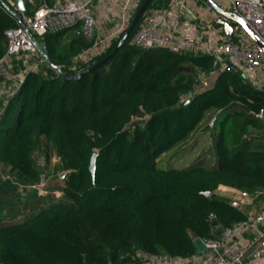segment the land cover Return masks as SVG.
I'll list each match as a JSON object with an SVG mask.
<instances>
[{
	"label": "trees",
	"instance_id": "trees-1",
	"mask_svg": "<svg viewBox=\"0 0 264 264\" xmlns=\"http://www.w3.org/2000/svg\"><path fill=\"white\" fill-rule=\"evenodd\" d=\"M34 6L27 3L28 14ZM152 6H163L162 0ZM141 20L100 68L72 81L45 62L4 108L0 163L18 185L40 181L36 152L49 146L66 172L60 197L28 188L37 197L19 207L13 205L21 198L19 186L0 183V264H126L137 250L189 257L197 250L193 237L219 239L247 218L217 195L221 187L264 189V119L253 114L264 111V89L241 72H219L211 56L132 44ZM17 26L0 10V58L5 32ZM67 32L38 42L54 65L76 75L70 66L90 43ZM211 113L212 156L206 152L181 169L163 167L162 156L195 136Z\"/></svg>",
	"mask_w": 264,
	"mask_h": 264
},
{
	"label": "built area",
	"instance_id": "built-area-1",
	"mask_svg": "<svg viewBox=\"0 0 264 264\" xmlns=\"http://www.w3.org/2000/svg\"><path fill=\"white\" fill-rule=\"evenodd\" d=\"M29 1L35 6L31 13L24 14L18 0H0V10L18 24L5 32L6 51L0 58V105H4L0 109V122L4 108L19 93L27 76L45 63L36 46L39 38L80 30L90 46L79 53L70 66L71 72L78 74L122 38L144 0H110L111 8L105 14L100 13L104 5L102 0L99 3L98 0H56L52 4L39 0L37 5L35 0ZM193 1L167 0L166 3L169 10L185 15L190 12L189 4ZM213 1L241 18L264 44V0ZM152 4L153 1L150 6ZM148 10L132 37V44L144 49L163 48L211 56L219 72H241L249 83L264 89V49L240 25L234 28L235 37L228 36L222 43L203 40L207 36L204 32L200 40H194L189 38L187 30H179L178 22L162 18L164 11ZM14 13L22 16V24ZM199 78L204 79L205 75L200 74ZM253 114L257 119H264V111ZM53 159L57 163L63 160L57 154ZM0 181L18 185L1 163ZM18 186L20 191L30 188L43 196L48 192L49 182L41 178L31 186ZM231 192L235 198L232 204L246 210L247 218L225 228L219 239L193 237L196 253L185 258L166 254L156 256L137 250L127 255L126 264H264V189L253 193L236 189Z\"/></svg>",
	"mask_w": 264,
	"mask_h": 264
},
{
	"label": "rangeland",
	"instance_id": "rangeland-1",
	"mask_svg": "<svg viewBox=\"0 0 264 264\" xmlns=\"http://www.w3.org/2000/svg\"><path fill=\"white\" fill-rule=\"evenodd\" d=\"M72 33H74V30L68 31L66 36L69 37L72 35ZM17 105L15 106L14 109L15 115L18 110ZM15 115L13 116L14 118ZM212 117L213 115L211 113L200 126L198 133H196V135L193 136L190 140L182 144H179L171 151L165 153L161 158V165L163 167H171V168H179V169L185 168L191 165L202 154L206 152L207 153L210 152V150L214 147V140L211 135L212 131L208 130L207 127L212 126L215 120V119L212 120ZM14 118L12 120H9V122H12ZM55 155H56L55 150L50 146L46 148L45 153L41 149H38V151L36 152V158L38 163L40 164L39 168L42 174L41 178L44 179L46 178L50 184L49 191L43 196H46L48 194H53L54 196L56 195V197H60L61 195V193L58 192L57 188L63 185L61 179H63V177L65 176L66 170L64 167L65 165L63 160L59 161L58 163L54 162L53 158ZM210 155L212 156V154ZM210 155L208 153L206 157L209 159ZM2 182L3 181H0V183ZM51 190L52 192H50ZM8 192H9L8 196H10L13 192L12 188H10ZM20 192L25 193V196H22V194L20 193L21 198L20 199L16 198L17 201H14L13 203V205L16 207L21 206V204L23 203L22 201L26 200V197L29 198H33L34 196L37 197V195L29 191L28 188L23 189ZM231 193L232 192H228L227 190H225V188L222 187V189L218 191L217 195L219 197H225L233 201L235 198ZM37 194L39 195L38 192ZM18 197H19V193H18ZM44 203H46V205L48 204L46 198H44Z\"/></svg>",
	"mask_w": 264,
	"mask_h": 264
},
{
	"label": "water",
	"instance_id": "water-1",
	"mask_svg": "<svg viewBox=\"0 0 264 264\" xmlns=\"http://www.w3.org/2000/svg\"><path fill=\"white\" fill-rule=\"evenodd\" d=\"M153 0H144L143 3L141 4V6L139 7L137 13L135 14L130 26L128 27V29L126 30V32L124 33V35L122 36V38L120 39L119 43L117 44L116 48L113 50V52L107 56L104 60L100 61L99 63L94 64L93 66L85 69L84 71L73 75V74H69L66 72H63L59 66L54 65L47 57H46V53L44 51V47L37 41L36 42V46L42 56V58L44 59V61L51 67H53L54 69L57 70V72L60 73V75L64 78V79H69L72 81H76L79 80L82 76H84L87 73L93 72L96 69L100 68L101 66H103L104 64H106L107 62H109L115 55L116 53L122 48V46L126 43V41L128 40V38L130 37V35L132 34L133 30L135 29V27L137 26L139 20L141 19V17L143 16V14L146 12V10L148 9V7L150 6L151 2ZM167 0H162V4L165 5ZM204 2H206V4H208L209 6L212 7L213 10H215L218 14V18L215 20V24L218 25L219 27L223 28L225 34L231 38L235 37L234 34V28L237 25H240L263 49H264V44L261 42V40L253 33V31L251 30V28L239 17L233 16L231 14V12L224 10L222 7H220L218 4H216L213 0H203ZM27 3L28 0H18V6L19 9L25 14L27 13ZM15 18L22 24V16L19 13H14ZM81 37L82 34H81ZM97 156H98V152L95 151L92 155L91 161H90V172L92 174V178L94 180L95 178V172H96V160H97ZM206 196L210 197L211 193L207 192L205 193Z\"/></svg>",
	"mask_w": 264,
	"mask_h": 264
},
{
	"label": "crops",
	"instance_id": "crops-1",
	"mask_svg": "<svg viewBox=\"0 0 264 264\" xmlns=\"http://www.w3.org/2000/svg\"><path fill=\"white\" fill-rule=\"evenodd\" d=\"M104 5L101 14H105L110 7V0H102ZM100 0H98V3ZM163 5V4H162ZM190 12L181 15L177 11L169 10L167 3L161 7L152 6L148 11L160 10L164 11L162 18L165 17L169 22H178L179 30L184 29L188 31L189 38L194 40H200L202 33H207L206 39L207 42H217L222 43L226 41L229 37L225 34L223 28L215 24V20L218 18V14L211 6L206 4L203 0H194L189 4ZM149 13V12H148ZM151 14V13H150ZM160 19V18H159ZM74 33H78L81 36L80 30H74ZM71 36H73V34ZM83 38V37H82ZM193 54V53H188ZM228 192H231V188L223 187ZM222 187L220 188V190ZM231 189V190H230ZM232 194V193H231ZM246 212V210H244Z\"/></svg>",
	"mask_w": 264,
	"mask_h": 264
}]
</instances>
